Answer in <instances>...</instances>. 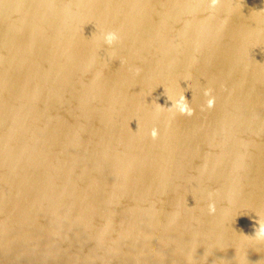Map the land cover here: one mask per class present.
Returning <instances> with one entry per match:
<instances>
[{
	"label": "water",
	"instance_id": "1",
	"mask_svg": "<svg viewBox=\"0 0 264 264\" xmlns=\"http://www.w3.org/2000/svg\"><path fill=\"white\" fill-rule=\"evenodd\" d=\"M258 220L264 0H0V264H264Z\"/></svg>",
	"mask_w": 264,
	"mask_h": 264
},
{
	"label": "clouds",
	"instance_id": "2",
	"mask_svg": "<svg viewBox=\"0 0 264 264\" xmlns=\"http://www.w3.org/2000/svg\"><path fill=\"white\" fill-rule=\"evenodd\" d=\"M217 3V0H212V5L214 6ZM103 40V43L107 45L108 47H112L114 44H117L119 42V35L115 31H107L101 34V37H96V40L101 39ZM138 72L139 69H136ZM210 91V90H209ZM208 92L205 93L207 95ZM213 104V100L208 101V106L211 107ZM157 108H165L162 107L160 104L157 103ZM166 112L170 115H187L191 116L193 114L192 109L189 107L188 101L185 99L184 93H182L178 99L170 101V106L166 108ZM162 112L157 113L159 115ZM131 129V128H130ZM132 130V129H131ZM149 137L151 140L155 141L158 137V131L155 127H153L149 133ZM209 213L215 212V206L212 203H209L208 205ZM258 227L254 231V235L257 237V239L264 240V220H258L257 221Z\"/></svg>",
	"mask_w": 264,
	"mask_h": 264
}]
</instances>
